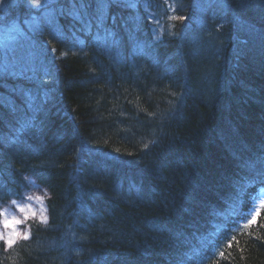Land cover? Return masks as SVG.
Returning a JSON list of instances; mask_svg holds the SVG:
<instances>
[{"label": "trees", "instance_id": "obj_1", "mask_svg": "<svg viewBox=\"0 0 264 264\" xmlns=\"http://www.w3.org/2000/svg\"><path fill=\"white\" fill-rule=\"evenodd\" d=\"M73 1L40 10L28 43L0 49V124L19 117L0 126V264H264V206L253 210L264 186V0H205L181 22L111 0L140 23L126 33L108 0ZM226 26L245 55L223 43ZM68 30L103 39L116 58L62 45ZM26 52L45 68L20 65ZM8 85L24 93L17 104L5 103ZM28 194L40 219L5 238L3 202Z\"/></svg>", "mask_w": 264, "mask_h": 264}, {"label": "bare ground", "instance_id": "obj_2", "mask_svg": "<svg viewBox=\"0 0 264 264\" xmlns=\"http://www.w3.org/2000/svg\"><path fill=\"white\" fill-rule=\"evenodd\" d=\"M169 1H174V0H169ZM177 3L179 2L184 3L185 5L188 6L187 11H177L175 8V5L170 4V3H164L160 1H154V0H143L141 1L142 6L141 10L145 14V17L147 16H154V17H166L168 21H175V22H181L189 19L192 15H196L197 10H200L203 8L205 5V0H176ZM100 2V0H77L72 2V6L75 4L77 5L78 10H82L86 6H97V4ZM66 3V0H23L20 1L18 0L16 4L14 5L15 9L11 13L9 10L5 12L7 15L4 17V21H14L18 25V27L13 29V33L15 32V36L11 39V42H4L2 39H0V49L3 51H8L10 52L14 48H19L20 44L23 43H28V39H30L31 34L34 32H37L38 30L36 29L35 25V17L36 14L40 12V10L45 9V8H55L58 10H61L63 7L62 5ZM107 8L106 11H110L112 15H114V20L116 22V25L118 27V30L122 33H126L127 31L130 30H135L137 27L140 26V23L136 21L133 17L132 14L129 12L119 8L116 4H113L111 0H108L106 2ZM13 7V8H14ZM0 9V18L2 17ZM252 11L255 12L256 14L258 13L257 8H252ZM11 23V22H10ZM37 26H40L37 24ZM252 27V26H251ZM250 27V31L252 32V35H255L256 30L254 28ZM49 31H51L50 27H47ZM224 29V28H223ZM264 30V29H263ZM220 33L225 34V42L223 41L224 44H230L229 50H232V52H237L238 55L242 56L245 55L246 53V48L245 49H239L237 48V44L239 43L238 41V36L240 34V31L237 27L233 26H226L224 30H222ZM242 34V33H241ZM240 34V35H241ZM79 35H83L81 32H72L70 30L65 31L62 35L63 41H59L62 45H66L69 42H76V47L79 48L81 51L85 50L87 52H90L93 56L95 57H104L108 58L111 62L116 58L115 53L113 52V47L108 46L103 39H96V38H87V37H82ZM158 34L156 31L151 32L150 36V42L152 44H159V41H157ZM240 39V37H239ZM147 43V42H146ZM232 44V45H231ZM84 51V52H85ZM12 55H15V52L10 53ZM30 55V53L26 52L23 56V59L21 58V63L25 69L28 68H37L40 70H43L45 68V65L43 62L39 59H32L29 60L27 57ZM20 67L17 66L18 72H20ZM16 76V73L13 75ZM3 76L0 75V79ZM6 78V77H5ZM7 79V78H6ZM2 80V79H1ZM4 83L5 80H3ZM6 93V98H5V103L7 105H12V104H17L18 100L16 99V95H18L19 98L24 97V93H16L13 85H8V88L5 90ZM33 96H30V99H32ZM20 104V103H19ZM31 113L36 114L39 117L40 110L37 108L32 109ZM1 118V117H0ZM19 117L18 116H13L11 120H5L3 121L0 126H7L10 127L11 121L13 122H18ZM18 126V124H16ZM240 127V125L236 126ZM20 136V135H18ZM12 141V140H11ZM12 145V144H9ZM253 154V153H251ZM2 173V172H1ZM3 175V174H2ZM30 174H27V179H30ZM12 189L18 188V184H11ZM255 196H262L264 195V186L258 185L255 187L254 191ZM21 200L19 198H9L7 202H3L1 210L10 207L17 206V204ZM37 196H31L25 199L23 203L20 205H25L26 207L30 208L29 214H35L36 211V206H37ZM37 218L40 219L39 215L35 214ZM58 228L59 231H63L64 233H69L70 232V227L66 223L61 224H56V227ZM17 233V232H15ZM19 233L15 234L14 237H17ZM14 237H11L14 238ZM0 239L2 240V237L0 236Z\"/></svg>", "mask_w": 264, "mask_h": 264}, {"label": "rangeland", "instance_id": "obj_3", "mask_svg": "<svg viewBox=\"0 0 264 264\" xmlns=\"http://www.w3.org/2000/svg\"><path fill=\"white\" fill-rule=\"evenodd\" d=\"M12 1L13 0H0V9L3 10V11H1V13L3 15L0 18V39H2V41H4V42H11V39L16 34L15 32L13 33V29L18 27V25L16 23H14V21H11V20L4 21V17L7 15L5 12L8 11L7 5H8V3L12 2ZM30 182H31L32 188L34 189L33 192H35V193L39 192V190L35 188V184H34L33 180H30ZM30 193H32V192H30ZM31 196H33V195L28 194L27 198L31 197ZM38 198H39V195L37 197V200H38ZM24 201L25 200L19 202L17 204V206H15L14 208L10 207V208L3 209V211H2L4 214L3 223L5 220L11 221L13 219L21 221L20 224L15 225L13 228H5L3 225L4 233H5L3 236L5 238H6L7 233L9 234L13 230L15 232H17L18 228L23 230L22 231L23 233H19V235L25 236L27 234V229H26L24 220H25V218H28V216L30 215L29 214L30 208H28V206L26 207L25 205H20ZM258 201L260 202V204L264 203V196H262V198H260ZM21 208H23L25 211L21 212L20 211Z\"/></svg>", "mask_w": 264, "mask_h": 264}, {"label": "snow or ice", "instance_id": "obj_4", "mask_svg": "<svg viewBox=\"0 0 264 264\" xmlns=\"http://www.w3.org/2000/svg\"><path fill=\"white\" fill-rule=\"evenodd\" d=\"M20 211H21V212H24L25 210H24L23 208H21ZM254 219H255V218H253V220H250V221H249V224L253 223V222H254ZM20 223H21V221H20V220H16V219H13V220H11V221L5 220V221H4V227H5V228H13L15 225L20 224ZM25 238H27V237H25ZM12 242H13V241H12L11 239H9L8 243H9L10 245H11Z\"/></svg>", "mask_w": 264, "mask_h": 264}]
</instances>
